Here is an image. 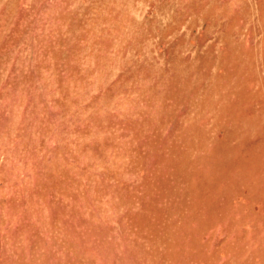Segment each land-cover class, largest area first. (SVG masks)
<instances>
[{
	"label": "rangeland",
	"instance_id": "374dc122",
	"mask_svg": "<svg viewBox=\"0 0 264 264\" xmlns=\"http://www.w3.org/2000/svg\"><path fill=\"white\" fill-rule=\"evenodd\" d=\"M0 264H264V0H0Z\"/></svg>",
	"mask_w": 264,
	"mask_h": 264
}]
</instances>
